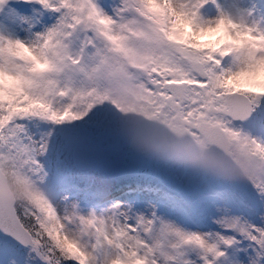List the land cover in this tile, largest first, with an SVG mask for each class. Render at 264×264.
<instances>
[{
    "label": "snow or ice",
    "instance_id": "1",
    "mask_svg": "<svg viewBox=\"0 0 264 264\" xmlns=\"http://www.w3.org/2000/svg\"><path fill=\"white\" fill-rule=\"evenodd\" d=\"M0 264H264V0H0Z\"/></svg>",
    "mask_w": 264,
    "mask_h": 264
},
{
    "label": "clouds",
    "instance_id": "2",
    "mask_svg": "<svg viewBox=\"0 0 264 264\" xmlns=\"http://www.w3.org/2000/svg\"><path fill=\"white\" fill-rule=\"evenodd\" d=\"M175 143L176 141H170L168 144H161L159 146L152 147L150 150L159 155L166 156L167 158L172 159L179 163L199 164L202 167L209 166L206 161L195 159L186 152L176 150L172 146ZM184 143H187V142H184Z\"/></svg>",
    "mask_w": 264,
    "mask_h": 264
}]
</instances>
